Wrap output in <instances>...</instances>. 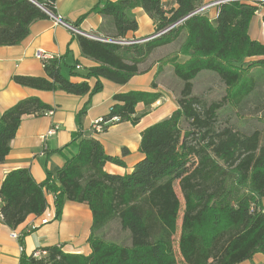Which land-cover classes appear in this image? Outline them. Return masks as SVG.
<instances>
[{
    "label": "trees",
    "instance_id": "16d2710c",
    "mask_svg": "<svg viewBox=\"0 0 264 264\" xmlns=\"http://www.w3.org/2000/svg\"><path fill=\"white\" fill-rule=\"evenodd\" d=\"M33 1L36 4L0 0V47L21 43L32 23L55 14V0ZM201 7L202 0H97L91 12L101 17L98 32L111 42L75 36L81 56L96 64L86 78L124 85L148 71L145 62L156 49L177 42V49L156 63L170 65L180 83L178 108L140 132L143 159L129 174L106 173L105 163L122 166L121 159L107 155L92 137L74 144L77 135L71 143L74 155L43 183H36L27 169L8 172L0 182V216L12 231L28 216L45 212L48 194L54 197L55 220L66 201L86 205L92 214L90 255L48 247L38 260L21 253L18 264H241L255 254L264 255V128L243 133L218 125V113L226 106L244 115L247 105L254 104L264 117V44L250 40L247 33L257 6L220 3L213 22L194 13ZM137 8L153 21L155 33L182 22L143 43H115L137 32ZM254 57L263 59L245 62ZM59 65V59L44 61L46 78L12 80L41 92L75 96L101 90L99 82L93 87L70 82ZM255 67H261L258 75L250 73ZM204 73L214 75L225 88L219 100L208 103L193 93L195 79ZM158 98L142 91L114 95L109 113L101 118L102 132L113 124L137 125L141 115L135 107H148ZM51 110L27 98L0 116V164L21 119ZM85 110L86 105L81 114ZM113 222L126 234V243L103 238ZM18 241L22 248L20 237Z\"/></svg>",
    "mask_w": 264,
    "mask_h": 264
},
{
    "label": "crops",
    "instance_id": "0c3cea01",
    "mask_svg": "<svg viewBox=\"0 0 264 264\" xmlns=\"http://www.w3.org/2000/svg\"><path fill=\"white\" fill-rule=\"evenodd\" d=\"M216 2L217 0H202V7L208 6L202 15L211 22L217 17ZM96 3L97 0H55V14H48V18L32 23L26 39L14 46L0 47V116L27 98L38 99L53 112L52 115H47L46 112L45 115H30L21 119L10 142L9 153L3 164H0V182L10 171L27 169L36 183H43L47 176L54 177L65 160L74 155V144L83 137L96 139L107 155L123 162L122 166L105 163L103 170L106 173L119 176L129 174L143 159L139 152L140 132L168 118L178 108L176 97L180 83L173 76L171 66L156 63L158 59L146 65L148 71L131 77L124 85L104 79L86 78L89 68L96 64L81 56L75 36L92 34L102 37L98 32L102 19L91 12ZM133 13L138 25L137 32L129 33L125 40H139L155 33L153 21L141 9L137 8ZM262 16L264 7L257 6L247 32L250 40L260 44H264ZM172 45L174 43L156 49L151 57L158 53L164 57L171 52ZM37 50L59 59L60 73L70 82H87L90 87L99 82L101 90L92 95L75 96L62 91L41 92L15 84L12 80L14 76L46 78L43 62L35 58ZM263 58H249L245 62ZM260 69L261 67H255L250 73ZM151 84L155 88L152 89ZM129 91L156 93L159 98L148 107L143 104L135 107V113L141 115L137 125L119 123L99 134L91 132L93 123L109 113L114 103L112 97ZM85 105L86 110L81 114ZM54 126L58 127L57 132L46 137L47 131ZM74 135L79 137L71 144ZM123 149L127 151L124 155ZM46 200L48 205L45 213L55 215L53 196L46 195ZM1 205L0 202V207ZM42 215L28 216L13 230L22 235V248L18 240L10 237L12 230L0 219V264H18L21 253L29 256L36 249L48 247H57L66 254L90 255L88 239L92 214L86 205L66 201L60 218L46 225H40ZM241 264H264V255L255 254Z\"/></svg>",
    "mask_w": 264,
    "mask_h": 264
},
{
    "label": "rangeland",
    "instance_id": "374dc122",
    "mask_svg": "<svg viewBox=\"0 0 264 264\" xmlns=\"http://www.w3.org/2000/svg\"><path fill=\"white\" fill-rule=\"evenodd\" d=\"M178 47L177 42L171 46V52L176 50ZM170 52V53H171ZM161 54H154L145 62V64H149L152 60H157L161 58ZM254 75H258L257 71L252 72ZM207 77V78H206ZM208 80V82L206 81ZM195 88L193 93L201 98H203L206 102L217 101L226 93L225 88L220 84L218 79L211 74H201L195 79ZM218 125L224 127V125H231L236 130L248 133L252 130H262L264 128V117L260 111H258L254 104H248L247 109L244 111V115L236 114L234 108L231 106H226L218 113ZM105 235L103 238L107 241H112L116 243H126L125 240L126 234L120 231L118 225L116 223H111L108 227H106Z\"/></svg>",
    "mask_w": 264,
    "mask_h": 264
},
{
    "label": "built area",
    "instance_id": "2783aa9c",
    "mask_svg": "<svg viewBox=\"0 0 264 264\" xmlns=\"http://www.w3.org/2000/svg\"><path fill=\"white\" fill-rule=\"evenodd\" d=\"M233 2L249 4V5H254V6H264V0H222L219 2L217 1L216 4L219 5L220 3H233ZM207 8H208V6H203V7L199 8L198 10H196L194 13L195 14L202 13ZM48 14L52 15L51 13H48ZM181 22H182V20L177 21L176 23L171 24L170 26L164 28L163 30L156 32V33H153V34H151V36L143 38V39H139V40L122 39V40H117L114 42L117 44H121V45L143 43V42H146L150 39L156 38L162 34L167 33L168 31H170V30L174 29L175 27H177L178 25H180ZM83 35H84L83 37H86L88 39L97 40V41H101V42H111V41L103 39V37H100V36H96V35H92V34H83ZM35 58L41 60L42 62L55 59L53 56L45 53L42 50H37L35 52ZM76 69H79V66H76ZM52 113H53L52 111H48L46 114L52 115ZM101 123H102L101 119H99L93 123V125H92L93 133L99 134L100 132H102ZM57 130H58V127L54 126L47 131L45 136L46 137L52 136L57 132ZM45 136H43V138H45ZM49 195H52V194H49ZM53 199H54V197H53ZM0 219H1V216H0ZM52 220H55V215H51V213H45L44 212V215H42V217L40 218V225H46L49 222H51ZM21 236L22 235H19L18 233L14 232V231H11V233H10V237L12 239H15V240H18L19 237L21 238ZM31 255L35 260H38V259H41L42 257L46 256L47 252L44 249H36L32 252Z\"/></svg>",
    "mask_w": 264,
    "mask_h": 264
},
{
    "label": "water",
    "instance_id": "95a60500",
    "mask_svg": "<svg viewBox=\"0 0 264 264\" xmlns=\"http://www.w3.org/2000/svg\"><path fill=\"white\" fill-rule=\"evenodd\" d=\"M29 1L33 2L34 4H36L33 0H29Z\"/></svg>",
    "mask_w": 264,
    "mask_h": 264
}]
</instances>
